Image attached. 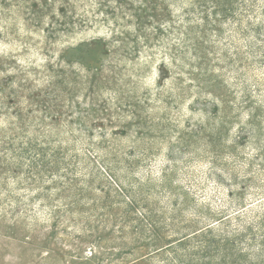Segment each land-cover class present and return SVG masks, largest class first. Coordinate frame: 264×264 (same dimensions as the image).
<instances>
[{
  "label": "rangeland",
  "instance_id": "1",
  "mask_svg": "<svg viewBox=\"0 0 264 264\" xmlns=\"http://www.w3.org/2000/svg\"><path fill=\"white\" fill-rule=\"evenodd\" d=\"M238 4L0 0V264H264V0Z\"/></svg>",
  "mask_w": 264,
  "mask_h": 264
},
{
  "label": "trees",
  "instance_id": "2",
  "mask_svg": "<svg viewBox=\"0 0 264 264\" xmlns=\"http://www.w3.org/2000/svg\"><path fill=\"white\" fill-rule=\"evenodd\" d=\"M255 1L256 0H213L214 5L212 6L213 9L217 10V11H221L223 12V14L227 15H232L234 12V5L240 3L241 6L243 7L244 11H248V10H253L254 6H255ZM238 4V5H240ZM263 14H264V10H263ZM251 29L253 28V30L256 32L257 34V39L261 40V42H264V35H262L263 30H264V25L263 23H257L256 25L252 24ZM36 153H32L31 157L32 159H30V163H29V170L28 173L30 175L33 176V174H38V172L40 171V169L38 168V166H40L39 162L41 161L39 157H36ZM3 174L2 170L0 169V176ZM29 176V175H28ZM31 177V176H29ZM229 233V231H228ZM231 234V233H230ZM220 236V235H219ZM234 237L232 238V240L235 242L237 241L236 238H238L237 234L233 235ZM230 239V235H227L226 237H219L217 238L212 237L211 240L207 243L206 247L207 250L206 251H217L218 246L220 245L221 242L226 243L228 240Z\"/></svg>",
  "mask_w": 264,
  "mask_h": 264
}]
</instances>
